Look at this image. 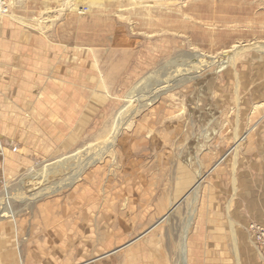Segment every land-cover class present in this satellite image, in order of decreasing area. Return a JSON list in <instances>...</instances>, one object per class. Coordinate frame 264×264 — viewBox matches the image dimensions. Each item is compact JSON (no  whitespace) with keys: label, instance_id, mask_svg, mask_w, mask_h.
Here are the masks:
<instances>
[{"label":"rangeland","instance_id":"rangeland-1","mask_svg":"<svg viewBox=\"0 0 264 264\" xmlns=\"http://www.w3.org/2000/svg\"><path fill=\"white\" fill-rule=\"evenodd\" d=\"M195 12L217 25L192 34L205 51L101 16L51 11L40 32L9 23L19 34L0 25V209L10 195L14 213L0 220V264H179L185 246L188 264H264L248 229L264 221V0H207ZM78 35L102 54L100 73L80 91L66 79L56 90L42 68ZM173 58L155 86L150 62ZM96 153L106 159L90 163ZM55 162L71 168L20 186ZM100 167L103 178L85 179ZM85 181L81 204L73 195ZM144 183L150 200L140 205L133 188Z\"/></svg>","mask_w":264,"mask_h":264},{"label":"bare ground","instance_id":"bare-ground-1","mask_svg":"<svg viewBox=\"0 0 264 264\" xmlns=\"http://www.w3.org/2000/svg\"><path fill=\"white\" fill-rule=\"evenodd\" d=\"M126 1L127 2L125 4L124 0H44V1L40 0V7L42 9H40V7H38V8L41 11V13L40 12L38 13L39 14L38 19H34V18H32V16L30 14L33 13L32 11L38 10L37 8L32 7V6L36 5L35 4L36 0H9V4L6 3V9H8V13H4V11H2V14L0 17L4 19V22H0V25H3L4 29L9 28L11 32H15L16 34H19L20 29L16 26H12L9 23L13 22V23H17L18 25L21 23L23 25V27L25 26L26 28H28L34 32L39 31V30L42 31V29H41L42 25L41 24L44 23V21L48 20V19H45L43 17V15L46 14L48 16V14L51 11H53V13H57L59 15V17L63 14H66V15L72 14V16L77 15V16H79L78 20H80V18H83L86 15L88 18L92 17V16H95V17L101 16V18L102 17L106 18V20L110 21V22H111V20H114V21L117 20L120 23V25H122V26L127 25V27L129 26L128 28L129 29L131 28V30L133 32L136 30H138V32H140L141 29L140 28L138 29V26H143V27L149 26V29H147L146 32H144V34L150 40H152L154 38L157 40H160V43H158V41H157L158 44H167L168 42H170L172 40L176 45H179L182 48L185 46H188V44H189L190 48L198 49V50H202V51H205L206 49L203 50L202 48H204V46L198 45L199 43L196 42L197 40L194 41L192 34H194V33L206 34V32H210V34H213L211 32H214L217 29V25H216L215 20L214 21L207 20V22H203L201 20L202 15L199 12L198 13L195 12V10H197V8H198V4L200 3V5L202 7L204 1L206 2L207 0H126ZM53 4H56L59 7L58 9L57 8L55 9V12H54V8H53ZM84 7H86V9H87V11H85V12L81 11L82 8H84ZM30 8H32V9L34 8V9L33 10L31 9L32 10L31 11V10H29ZM13 9L15 11L11 13V11ZM40 14H42L41 17H40ZM33 15H35V14L33 13ZM1 18H0V20H1ZM161 18H163V19H161ZM82 21H83V19H82ZM140 21H143V22H140ZM138 22H139V24H138ZM62 23H63V21H62ZM91 23H93V22H90L89 24H91ZM162 23L164 24V26L162 25ZM156 25H159L160 27L157 29ZM151 28H152V30H151ZM47 31L49 32V30H47ZM87 32H89V31H87ZM141 33H143V32H141ZM83 35H87V34H83ZM54 37H55V35H54ZM79 37H81V35L77 36V38H76L77 41H74V39H72L74 42L71 41L72 43H69L67 45H63V46L58 48V54L62 55V56H61V58L55 60L56 64H55V62L53 63L54 65H52V66L49 65L48 63H45V65L43 64L44 65L42 68L43 73L46 75V73L48 72L46 76H48L49 73H51L49 77L51 78V83L53 84V86L56 90H60L61 83H62L61 81L62 80L64 81L66 79V80H68L67 86L68 87L70 86L69 88H66V90L69 89V91H68L69 93L72 92L71 90H73V92H77V90L80 91L82 88L81 84L85 85L86 80H91L95 75L100 73V69H99L100 63L103 59H99V55L102 56V54L98 50H95L92 47V44H90L91 41L88 40L89 38L86 40H80L83 38H79ZM35 39L39 40L40 44L44 45V48H42V50L47 52L48 47L45 46L46 45L45 38L36 37ZM98 41H100V40H98ZM212 44L215 45V43H213V42H212ZM228 48H230V47H228ZM231 48L233 49L234 47H231ZM231 48H230V50L225 51L224 53H226V54L229 53L232 50ZM209 50L214 51V49L212 47H210ZM225 50H227V49H225ZM215 55H216V51L212 52L211 57L215 58L216 57ZM124 57L127 60L130 58V56L127 58L125 56V54H124ZM151 59H153V57ZM227 59H228V57H227ZM227 59L225 56V59H223L222 62L219 63V65H222L223 63L227 62ZM174 60H175V58L171 59L170 61L167 60L165 62H162V64H157L158 61L156 62L155 60L150 62V66L156 65V67L153 71H154V73H156L159 76V79L155 80V82H154L155 86L162 85L163 82H165V80L168 79V76H170V74L173 71L172 68L175 66V65H173ZM175 68H176V66H175ZM72 76H74L77 79L75 82H72V79L70 80V78ZM36 78H38V77H36ZM72 84H75L78 87L77 90L74 89L75 87ZM71 86H73L74 88H71ZM52 111L55 112V109L52 108ZM170 113H172V112L170 111ZM124 146H125L124 152L125 151L130 152L131 148L134 147L133 145L130 147L129 144H125ZM90 148L91 147L87 148L84 151V153H86ZM79 154H83L82 151L77 152L76 154L71 156L72 158H69L68 161L71 164H73V161H74L73 159H75V155L79 156ZM105 154L110 156L108 149L105 151ZM94 156L97 157V159L94 158ZM94 156H93V158H91L90 163L96 162V160L99 161V160H103V159L105 160L106 159V157L101 156L100 154L97 155V153ZM132 156H130L129 158H131ZM70 168H71L70 165H68V167H67V166H65V165L63 166L61 164L57 165L55 162L54 164L47 165V166L43 167V169H40L38 171L35 179H32L30 177V178H28L29 182L27 184H25V185L20 184V186L26 187L28 184H30L31 187L32 186L36 187V185L44 184L48 178L57 176V175L65 172V171L69 170ZM104 169H101V167H100V168L96 169L95 171H92L91 173L86 175L85 179L92 177V179H90L92 181L93 178H96L97 176H101V178H103V176L106 174ZM124 172H122V175L118 174V172H116L117 175L120 176V178L122 180L123 188L125 187V184H126L124 181L125 176H123ZM134 174H137V172H135L131 175H134ZM75 180L77 181L78 179L76 178ZM87 183H88V181H85L84 185L76 187V189L74 191L73 198L74 199L77 198L78 202L81 204L86 202L87 193L90 190V187H87V189L84 188V186H86L85 184H87ZM127 184L129 185L130 181H127ZM28 188H29V186H28ZM106 189L108 190L109 188L107 187ZM138 189L139 188H137V187L133 188V191L135 193V198L139 199V200H143L142 202H140V205H145V202L147 200L149 202V200H150V195H148V193H147V189L145 188V183L143 186L140 187L139 192H138ZM78 192H82V194H79ZM9 196L3 200L5 202V204H4V207H2L0 209V220H2V218L9 219V218L14 217V213L11 211L10 206H9L10 199H11ZM102 206L106 207L109 210H112L113 207L115 206V204L109 203V201H106V202L102 203ZM138 207L136 209H133V210L127 209V213H122L120 218L122 220H124L126 217V214H128V213H130L129 216H133V214L137 211ZM144 208H145V206H144ZM170 211H172V209ZM170 211H169V213H170ZM141 213H142V209L139 210L138 214H135L134 219L137 220V216H140ZM66 219H67V216H66ZM131 219L133 220V218H131ZM164 219H167V218L165 217ZM150 232H151V230H150ZM139 239L140 238L136 239L134 242L138 241ZM134 242H132L126 246L127 247L130 246ZM182 255H183L182 257H183L184 263H179V264H188L187 256H186V246L183 248V254Z\"/></svg>","mask_w":264,"mask_h":264},{"label":"built area","instance_id":"built-area-1","mask_svg":"<svg viewBox=\"0 0 264 264\" xmlns=\"http://www.w3.org/2000/svg\"><path fill=\"white\" fill-rule=\"evenodd\" d=\"M5 3V0L0 1V16L2 14V11H4V13H8V9H6ZM248 229L251 233L256 249L264 259V222H254L249 225Z\"/></svg>","mask_w":264,"mask_h":264},{"label":"crops","instance_id":"crops-1","mask_svg":"<svg viewBox=\"0 0 264 264\" xmlns=\"http://www.w3.org/2000/svg\"><path fill=\"white\" fill-rule=\"evenodd\" d=\"M264 222V221H263Z\"/></svg>","mask_w":264,"mask_h":264}]
</instances>
